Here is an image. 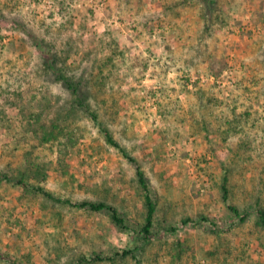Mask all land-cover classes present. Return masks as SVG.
<instances>
[{
  "label": "rangeland",
  "instance_id": "rangeland-1",
  "mask_svg": "<svg viewBox=\"0 0 264 264\" xmlns=\"http://www.w3.org/2000/svg\"><path fill=\"white\" fill-rule=\"evenodd\" d=\"M210 10L224 21L208 33L202 14ZM51 52L79 86L82 106L47 69ZM54 124L65 135L41 138ZM101 124L138 160L158 196L157 217L176 232L140 245L106 212L17 182L26 177L73 202L106 201L139 227L135 166ZM4 174L0 264H264L256 224L257 201L264 206V0H0ZM185 217L193 220L183 225ZM129 247L136 258L79 262Z\"/></svg>",
  "mask_w": 264,
  "mask_h": 264
},
{
  "label": "trees",
  "instance_id": "trees-1",
  "mask_svg": "<svg viewBox=\"0 0 264 264\" xmlns=\"http://www.w3.org/2000/svg\"><path fill=\"white\" fill-rule=\"evenodd\" d=\"M204 18V29L205 31L207 30L208 33H211V25L212 23L216 20L219 21L222 18L218 15L213 13L212 10L209 12H203L202 14ZM224 21V19H222ZM31 38L33 42L36 45H40L44 43L45 41L43 39L38 38L36 35L33 33H30ZM51 58H45V63L46 67L49 70V72H52L55 76V80L62 82L65 84V86L72 91V93L77 95V104L79 106H82V98L79 96V86L72 81L66 74L64 69L59 65L58 60H59V55L55 53L53 55V52ZM93 120H98L97 119V114L92 112L91 113ZM232 124H231V126ZM228 129V131H231L232 129ZM37 131V129H35ZM101 130L104 133L106 141L112 145L113 147L117 148L123 156H126L130 162H132L135 166V172H136V179L137 183L141 189L142 196H143V205L145 208L144 211V220L143 223L138 227V226H132L128 219L124 217L118 210L117 208L106 202V201H94V200H81V201H71L70 199H61L55 197L50 191L46 190L44 187L40 185H31L30 183L26 182V177H21L17 182L21 184L23 187H30L34 189L35 191L41 192L43 195L50 199H56L62 202H65L66 204H69L71 207H76V208H86L91 211H96V212H106L112 222L120 229L126 232H133L136 235H139L136 237V242H139L140 245H144L146 243L151 242L154 238L159 237L162 233H174L176 232L179 227L175 225H166L165 220H160L157 217V211H158V196L154 189L151 187L150 182L147 178V175L143 171L142 167L138 163V160L127 153L125 148L115 139L113 136L112 132L104 125L101 124ZM234 130V129H233ZM60 135H65L64 129L62 127L57 126V124H54L52 129L48 133H42L40 136L41 138L45 140H50V139H56ZM3 179H9L7 175H1L0 180ZM222 189L224 192V198L226 199L229 194V177L228 174L224 175L223 178V183H222ZM257 208H256V224L264 230V206L260 201H257L256 203ZM228 209L232 213V215L236 218H238L240 221H245L249 213L247 211H242L240 210L236 205L233 204H228ZM201 220L207 221L209 218L206 216H201ZM190 217H185L181 220L182 224H187L189 221H192ZM162 232V233H161ZM140 245H136L134 248L139 247ZM179 255V253H177ZM115 256L119 257H128L131 256L133 258H136L135 254V249L132 247L129 248H124L120 251H115L113 255L104 257L103 255L96 254L94 257H81L79 259V262L81 263H92L95 261L99 260H104L106 258L110 260H114ZM15 262V261H12ZM15 264H22L21 262H15Z\"/></svg>",
  "mask_w": 264,
  "mask_h": 264
}]
</instances>
